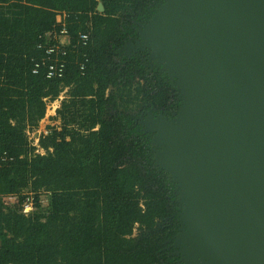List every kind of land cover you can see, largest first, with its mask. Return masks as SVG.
Here are the masks:
<instances>
[{
  "label": "trees",
  "instance_id": "1",
  "mask_svg": "<svg viewBox=\"0 0 264 264\" xmlns=\"http://www.w3.org/2000/svg\"><path fill=\"white\" fill-rule=\"evenodd\" d=\"M162 1L0 0V155L11 158L0 165V264L180 262L168 249L180 228L176 184L136 120L145 110L173 119L178 92L147 50L120 52ZM61 27L65 71L47 78L44 51ZM64 90L60 130L48 127L32 146L26 132ZM27 197L34 209L24 215Z\"/></svg>",
  "mask_w": 264,
  "mask_h": 264
},
{
  "label": "water",
  "instance_id": "2",
  "mask_svg": "<svg viewBox=\"0 0 264 264\" xmlns=\"http://www.w3.org/2000/svg\"><path fill=\"white\" fill-rule=\"evenodd\" d=\"M136 33L180 100L141 124L176 184L180 261L264 264V0H163Z\"/></svg>",
  "mask_w": 264,
  "mask_h": 264
},
{
  "label": "built area",
  "instance_id": "3",
  "mask_svg": "<svg viewBox=\"0 0 264 264\" xmlns=\"http://www.w3.org/2000/svg\"><path fill=\"white\" fill-rule=\"evenodd\" d=\"M58 18H59L57 20L58 22L63 21L61 16H58ZM62 25H64V23ZM53 38L57 39L58 41L57 44L48 46L44 51L45 59L49 61V63L46 66V77L47 78H54V77L60 78L63 76V73L65 71V65L63 62V58L66 55L65 46L63 45L64 43H66V40H67V31L65 27H61L58 34H54ZM79 39L83 44H85V42L87 41V35L80 34ZM42 63H44V61ZM40 65H41L40 62L35 63L32 73H37ZM82 68H83V65H81L80 69ZM36 153L42 154L43 151L40 149L39 152H36ZM10 160L11 158H9L6 153H2L0 155V165ZM33 209L34 207H33L32 198L27 197L21 204V212L24 215H28L29 213L33 211Z\"/></svg>",
  "mask_w": 264,
  "mask_h": 264
},
{
  "label": "rangeland",
  "instance_id": "4",
  "mask_svg": "<svg viewBox=\"0 0 264 264\" xmlns=\"http://www.w3.org/2000/svg\"><path fill=\"white\" fill-rule=\"evenodd\" d=\"M58 19L59 18L57 17V20ZM126 49H125V51H122L123 50V48H122L120 50V52L125 53ZM126 54H128V53H126ZM65 95L66 94H65V90H64V91H62L60 93V95L57 97L56 100H54V101L45 100V102H46V110H45L44 118L39 121L37 128L28 129V132H26L27 139L31 142L32 146L35 147L37 145L38 138L41 135H46L49 132L48 127H54L55 129L60 130L61 123H60L59 119H55L54 117H55V110L57 108H59L61 100L65 98ZM148 113H147L146 116H149ZM39 150L40 149H38L36 147L35 152H39ZM6 201L10 205H13L16 202V198L15 197H9V198H6ZM47 205H48V197H47V195L42 194L40 196L41 210H44L47 207ZM140 234H141V231H138L137 229H135L132 232V237H138V236H140ZM183 247L184 246L180 244L177 247L178 248V252L177 253H180V251L183 249Z\"/></svg>",
  "mask_w": 264,
  "mask_h": 264
},
{
  "label": "flooded vegetation",
  "instance_id": "5",
  "mask_svg": "<svg viewBox=\"0 0 264 264\" xmlns=\"http://www.w3.org/2000/svg\"><path fill=\"white\" fill-rule=\"evenodd\" d=\"M126 43H125V45H123L121 48H120V50L123 48V50L122 51H125V49L127 48L126 47ZM125 48V49H124ZM128 49V50H127ZM126 49V52L125 53H123L124 55H126V56H129L132 52H134L132 49H130L129 47ZM126 53H128V54H126ZM147 112H150V114L152 113V111H150V110H145V111H143V112H140V114L137 116V122L139 123V124H142L143 122H145L146 121V115H147ZM171 116H173V114H174V111H172L171 112ZM158 116H163L162 114H156V115H153V114H151V117L152 118H154V119H156V118H158ZM171 116H169V117H165V116H163V117H165L167 120H170L171 119ZM144 129V128H143ZM152 136H153V134H151V138H152ZM175 240H176V236H175V238H174V240H173V242H172V244L171 245H168V249H171V253H170V255L169 256H177L178 255V246H176L175 245ZM168 242V241H167ZM178 264H184L182 261H180V262H178Z\"/></svg>",
  "mask_w": 264,
  "mask_h": 264
}]
</instances>
